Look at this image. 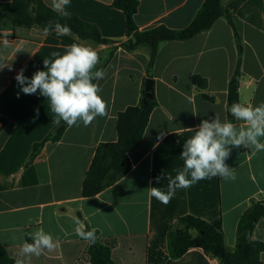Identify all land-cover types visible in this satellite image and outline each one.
<instances>
[{
  "label": "crops",
  "instance_id": "0c3cea01",
  "mask_svg": "<svg viewBox=\"0 0 264 264\" xmlns=\"http://www.w3.org/2000/svg\"><path fill=\"white\" fill-rule=\"evenodd\" d=\"M43 1L50 7L51 0ZM113 1L70 0L65 10L119 43L126 40V17L113 7ZM205 1L139 0L135 20L141 31L162 25L182 30ZM223 6L232 13L244 42L241 103L257 106L264 102V0H223ZM80 42L99 55L107 50L73 32L61 36L38 27L15 29L9 19L0 20V63L8 65L0 69V243L24 264H92L90 242L76 234L78 226L88 225L110 241L114 264H220L201 248L173 259L168 232L179 218L192 215L222 232L227 248L234 251L242 215L253 201H264V151L253 155L250 149L233 147L226 164L233 168L234 180L217 176L197 181L176 189L167 204L150 196L147 189L159 187L167 192V176L174 178L184 170L180 155L184 142L194 135L191 128L215 114L229 120L228 89L238 59L233 28L219 18L210 30L190 40L161 44L152 70L158 106L141 145L130 153L133 167L90 198L82 195L87 171L99 144L118 141V114L140 104L149 52L119 49L105 69V78L96 82L109 115L97 117L88 126L81 122L68 127L61 141L48 142L28 164L34 144L54 129L59 117L39 92L25 95L15 76L24 68V75L31 78L35 71L46 70L44 59H55L52 52L64 54L68 45ZM195 75L208 81L205 92L215 101L203 97L192 82ZM161 132L166 135L158 139ZM158 176H162L159 183ZM40 228L54 237L56 247L39 257H20L24 241L33 242L28 234ZM253 240L264 243V219L255 228ZM261 259L264 263V253Z\"/></svg>",
  "mask_w": 264,
  "mask_h": 264
},
{
  "label": "trees",
  "instance_id": "16d2710c",
  "mask_svg": "<svg viewBox=\"0 0 264 264\" xmlns=\"http://www.w3.org/2000/svg\"><path fill=\"white\" fill-rule=\"evenodd\" d=\"M112 5L123 11L126 17V40L119 43L104 38L95 24L86 22L74 14L69 13L68 17L58 15L43 0L0 2V20L9 19L15 29L38 27L44 33H51L54 30L45 32V27L50 21L59 22L69 26L71 32L81 40L106 46L107 50L104 55L100 54L101 61L96 70L103 69L105 71L119 49L133 52L145 48L149 52L148 75L141 92V102L137 106L127 107L118 114L116 127L118 141L98 145L83 182L82 195L85 198L100 194L122 179L133 167L130 153L141 145L151 114L158 106L152 70L162 43L190 40L199 33L210 30L219 18H225L233 28L238 50L235 72L228 89V119L233 123L235 120L229 111L230 106L234 102L241 103L239 88L244 77V42L237 31L232 13L223 6V0H206L193 22L182 30L162 25L141 31L135 20L139 0H114ZM149 79L152 81V97H148L146 91V83ZM96 82L94 81V83ZM192 82L197 89L203 92V97L206 100L215 101L214 97L205 92L208 87L206 79L195 75ZM68 127L65 122L61 121L41 142L34 144L28 164L35 160L48 142L61 141ZM262 219H264V201H253L239 221L237 244L235 250L230 251L226 246L224 234L213 225L192 215L182 216L168 232L170 256L173 259H180L190 249L201 248L209 257L217 259L220 264H264L261 259V255L264 253V243L253 240V232ZM83 230L91 231L93 229L87 225ZM95 236L94 242L87 240L90 242L88 255L91 263L114 264L110 241L103 240L97 230H95ZM16 260L0 243V264H15Z\"/></svg>",
  "mask_w": 264,
  "mask_h": 264
},
{
  "label": "clouds",
  "instance_id": "9594fccd",
  "mask_svg": "<svg viewBox=\"0 0 264 264\" xmlns=\"http://www.w3.org/2000/svg\"><path fill=\"white\" fill-rule=\"evenodd\" d=\"M70 0H51L50 8L60 16L68 17L65 10ZM54 30L57 35H70L69 26L59 22H49L45 32ZM55 59H44L46 70L35 71L31 78L24 75L25 69L21 68L15 80L20 85L25 95H34L39 92L50 101L51 110L61 121L69 127L90 125L97 117H107V102L99 95L102 91L99 83L105 78L106 72L97 69L101 57L99 53L85 42L73 43L67 46L64 54L52 52ZM8 67L0 63V69ZM39 115V109L36 110ZM234 120L241 122L237 126L232 121L222 120L219 114L210 119H204L196 128H191L194 135L183 144L181 157L184 161V170L173 178L167 176V192L159 187H149L148 194L155 197L163 204L170 202L178 188H188L195 182L210 177H220L224 180H234L235 172L226 164L233 147L246 148L256 152L264 151V102L257 106L245 105L234 102L229 109ZM166 133L161 132L158 139H162ZM163 175V174H162ZM190 176V179L188 178ZM162 176L156 177L159 183ZM151 183V182H150ZM76 234L82 239L95 241V230L85 231L82 227L76 228ZM28 236L33 241H24L20 247V257H39L45 250L52 251L56 247L54 237L38 229ZM15 264H24L23 259H17Z\"/></svg>",
  "mask_w": 264,
  "mask_h": 264
},
{
  "label": "water",
  "instance_id": "95a60500",
  "mask_svg": "<svg viewBox=\"0 0 264 264\" xmlns=\"http://www.w3.org/2000/svg\"><path fill=\"white\" fill-rule=\"evenodd\" d=\"M151 90H152V81L149 79L147 80V83H146V91H147L148 97H152Z\"/></svg>",
  "mask_w": 264,
  "mask_h": 264
}]
</instances>
